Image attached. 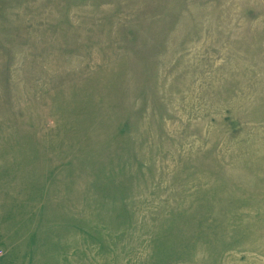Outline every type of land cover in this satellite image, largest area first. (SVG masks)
Segmentation results:
<instances>
[{
  "label": "rangeland",
  "instance_id": "obj_1",
  "mask_svg": "<svg viewBox=\"0 0 264 264\" xmlns=\"http://www.w3.org/2000/svg\"><path fill=\"white\" fill-rule=\"evenodd\" d=\"M0 264H264V0H0Z\"/></svg>",
  "mask_w": 264,
  "mask_h": 264
}]
</instances>
